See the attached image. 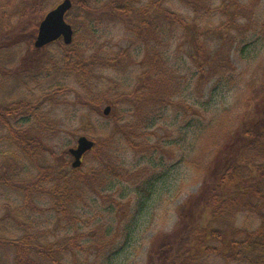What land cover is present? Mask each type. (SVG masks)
<instances>
[{
  "label": "rangeland",
  "instance_id": "rangeland-1",
  "mask_svg": "<svg viewBox=\"0 0 264 264\" xmlns=\"http://www.w3.org/2000/svg\"><path fill=\"white\" fill-rule=\"evenodd\" d=\"M60 1L37 0L36 11L42 12L41 6L53 7ZM208 1L212 5L213 0ZM248 1L245 0L246 7L231 16L232 21L220 28L217 27L223 20L220 13L198 18L181 0H170L173 6L165 4L184 15L190 14L197 24L178 27L179 33L168 47L170 63L179 68L176 74L184 84L183 95L178 93L170 98L173 104L158 102L155 111L160 118L149 128H138L146 130L143 139L135 130L132 132V121H143L145 98H121V94L133 89L139 92L145 87L140 73L145 55V28H136L137 20L122 21L99 13L101 23L96 32L86 33L78 42L86 62L73 69L65 64L59 42L46 44L38 51L29 46L27 38L33 35L35 39L43 13L21 17L17 15L19 6L13 12L9 7L5 9L9 20L0 19L4 45L0 50V104L24 100L31 106L7 115V122L0 116V150L5 156L2 172H9L6 168L9 156L16 154L11 176L17 173L21 179H34L40 166H48L51 177L64 171L73 174L72 181L75 179L80 186L81 196L74 198L77 220L56 216L46 208L52 203L49 195L34 194L44 208L38 221L50 230L48 239L83 233L86 238L79 240L83 245L93 228L106 224L110 226V238H115L114 249H121L117 264H153L148 253L157 249L166 237L175 236L173 229L179 214L184 221L190 215L195 216L197 210L199 215V206L195 208L192 200L200 177L185 160H180L179 129L191 131L195 121H207L209 114L224 106L233 108L230 117L241 113L240 121L246 116L262 118L264 0L257 7L252 4L251 9ZM5 2L0 0L1 5ZM112 98L118 99L116 103H110ZM107 105L110 109L104 114ZM128 123L132 125L129 129ZM25 132L28 141L36 137L43 145L39 151L31 149L28 154L26 148L24 151L19 146L18 140H22ZM108 134H113V138L105 139ZM80 135L95 144L83 154L81 164L73 168L72 157L65 153ZM186 138L187 142L192 140L191 132ZM238 144L236 141L234 148L229 149L231 154ZM229 151L223 150V155ZM109 163L112 169L107 170ZM109 175L112 180L107 182ZM147 179L155 183L150 196L142 190ZM19 194L17 188L0 180V203L11 200L20 203ZM145 196L148 199L142 204ZM6 230L2 229L0 234L9 235ZM128 230L134 232L125 241ZM85 243L88 246L71 255L72 263L95 264L97 244Z\"/></svg>",
  "mask_w": 264,
  "mask_h": 264
},
{
  "label": "trees",
  "instance_id": "trees-1",
  "mask_svg": "<svg viewBox=\"0 0 264 264\" xmlns=\"http://www.w3.org/2000/svg\"><path fill=\"white\" fill-rule=\"evenodd\" d=\"M6 1L0 4V11H4L0 13L2 20H9L5 11L8 7L13 12V8L19 6L17 15L21 17H26L28 13L45 14L52 7L41 6L43 11L38 12L37 0ZM181 1L185 2L198 18H205L212 12L220 13L223 20L218 28L232 21L231 16L247 5L244 4L245 0H213L212 5L208 0ZM249 1L250 9L252 4L257 7L262 2ZM71 2L65 19L73 29L72 41L68 44L62 40L54 42H59V50L65 64L73 69L86 62L78 42L86 33L96 32L97 25L101 23L99 13L116 16L122 21L137 20L136 28L140 26L145 28V55L140 71L145 87L139 92L133 89L129 93L121 94L122 99L145 98L147 107L143 113V121H132L134 127L132 132L135 130L134 132L139 133L143 139L146 130L141 131L138 128H149L160 118L155 111L158 102L173 104L170 98L178 93L183 95L184 84L176 74H179V68L170 63L168 47L173 42L172 38L177 37L178 27L180 29L191 27L197 23L191 19L190 14L184 15L177 9L165 6L172 5L170 0L145 2L71 0ZM197 28L202 29L199 26ZM2 38L1 36L0 50L4 48ZM27 41L34 51L41 48L33 45V35L27 38ZM179 99L184 104V99L182 97ZM111 100L110 103H116L118 99ZM30 106L31 103L24 100L0 104V116L7 122V115L15 113L21 107ZM231 109L233 108L230 106H224L209 114L210 118L207 121H195L191 131L189 128L179 129L180 160H185L184 162L200 177L201 183L192 200L195 208L199 206V215L197 210L195 216L190 215L184 221V216L179 214L173 229L176 232L175 236L166 237L157 249L151 251L152 255L148 253V257L153 259V264H264V108L261 112L262 118L260 116L258 119L251 117L247 119L246 116L242 121L239 120L241 113L230 117ZM132 125H129L128 129ZM119 129L123 135L126 134L124 128ZM22 131L20 129L19 132L23 133ZM188 132H191L192 140L187 142ZM24 134H21L22 140H18L19 146L26 148L28 154L31 149L39 151L43 146L39 140L33 137L32 141H28L27 133ZM112 135L108 134L104 138H113ZM125 141L129 142V139ZM236 141H239L236 152L231 154L229 149L234 148ZM222 149L228 150V155L224 156ZM9 151L11 150H6ZM3 152L0 150V172L4 166ZM65 154L69 155L68 150ZM12 155L13 157L9 156L6 166L9 174L0 173V180L20 191L18 195L20 203L14 200L0 203V232L7 229L6 232L9 234H0V264H75L72 263L71 255L88 246L85 245L86 241L94 246L97 244L95 264H117L115 260L121 249H114L112 242L115 238H110L109 225H98L93 228L90 238L83 245L79 242L80 239L86 238L82 237L83 233H66L56 239H48L50 230L40 226L38 221V214L44 208L34 199V194L49 195L52 203L46 208L52 210L56 216L77 220L75 210L78 206L74 198L76 200L80 198V186L75 179L72 181L73 174L64 171L57 177H51L48 166H40L38 177L34 179H21L16 172L11 176L14 169L12 162L17 157L16 154ZM98 168L93 171L96 172ZM106 169H112L110 163ZM44 173L46 175H43ZM110 180L112 176L109 175L107 182ZM154 188V181L147 179L142 190L150 196ZM146 197L142 204H146L148 199ZM133 232L134 230L127 231L125 241L131 238ZM76 264H83V261Z\"/></svg>",
  "mask_w": 264,
  "mask_h": 264
},
{
  "label": "water",
  "instance_id": "water-1",
  "mask_svg": "<svg viewBox=\"0 0 264 264\" xmlns=\"http://www.w3.org/2000/svg\"><path fill=\"white\" fill-rule=\"evenodd\" d=\"M71 5V0H62L45 13L38 24L37 34H35L33 41L35 47H43L45 44H49L59 38L65 44L72 41L73 29L71 24L65 20V14ZM109 109L110 106H105L103 113L107 114ZM94 144V140L89 139L87 136H78L76 145L68 148V152L72 157L71 166L74 168L78 167L81 164L82 155L90 150Z\"/></svg>",
  "mask_w": 264,
  "mask_h": 264
},
{
  "label": "bare ground",
  "instance_id": "bare-ground-1",
  "mask_svg": "<svg viewBox=\"0 0 264 264\" xmlns=\"http://www.w3.org/2000/svg\"><path fill=\"white\" fill-rule=\"evenodd\" d=\"M74 146H75V145H74ZM74 146H73V147H74Z\"/></svg>",
  "mask_w": 264,
  "mask_h": 264
}]
</instances>
